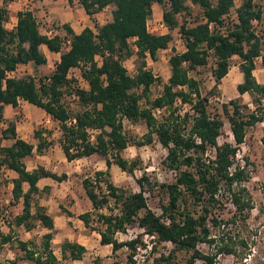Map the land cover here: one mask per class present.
<instances>
[{
    "label": "trees",
    "instance_id": "obj_1",
    "mask_svg": "<svg viewBox=\"0 0 264 264\" xmlns=\"http://www.w3.org/2000/svg\"><path fill=\"white\" fill-rule=\"evenodd\" d=\"M260 1L264 0H241L235 8L237 21L231 23L228 34L223 36L212 31L210 23L214 26L222 23L223 15L234 7V0H78L89 15L113 5L112 18L102 25H95V29L84 27L79 33L64 25L70 37L69 47L61 52L59 61L48 75L50 81L45 83L42 79L39 85L31 75L9 76L8 72L15 70L18 64H46L47 57L41 46L45 45L50 52H58L62 38L42 34L31 9L19 11L16 25L9 29L5 26L7 9L0 7V121L4 117L5 104L16 107L18 100L23 99L43 109L58 122L61 130L59 143L68 161L92 154L103 156L106 168L96 170L94 177L86 176L82 180L92 210L79 214L78 218L86 228L99 233L100 243L110 244L113 252L123 246L132 251L137 243H142V234L128 241L116 238L118 232H124L127 226L136 222L144 233L155 236L153 251L158 244L172 243L167 252H160L149 264H172L177 251L188 254L185 264H197V260L201 264H214L216 253H202L198 249L199 242H206L209 246L217 242V252L241 258L258 251L261 260H264V244L259 246L258 239H252L251 234L247 236L239 232L236 236L227 233L215 236L210 230L211 226L220 227L221 224L234 222L236 218L246 224L253 208L243 183L246 172L236 162V153L238 145L244 142L246 128L261 121L264 111V83H259L253 74L257 57L264 65L262 41L252 22L262 17ZM154 3L163 7L162 18L170 29L169 33L147 30V20L153 14ZM191 5L200 7L205 21L198 18L192 25L180 22L178 15L191 14ZM175 28L179 29L185 50L169 57L170 76L163 83L162 92L149 99L150 87L158 78L144 68L145 57L149 55L155 59L158 50L167 48L172 40L171 31ZM133 37L136 49L130 42ZM133 54L140 60L135 75L129 74L123 64V60ZM233 55L240 58L239 69L243 75V81L237 84L236 89L239 94L248 93L256 102V107L244 115L237 99L222 104V114L230 123L235 144H220L218 136L223 127L221 113L209 111L207 97L200 93L199 82L189 71L205 66L209 57H213L216 63L213 75L219 83L228 73ZM97 56L102 58L100 63ZM75 67L80 68L87 87L73 83L75 80L69 77L70 70ZM67 88L72 90L79 106L75 112L62 102ZM137 88L140 92L136 91ZM143 97L147 101L145 106L141 105ZM177 101L189 104L192 113L185 111L180 115ZM155 107L167 109L170 117L158 121L152 114ZM190 117V129L184 133ZM123 118L132 122L142 120L148 132L144 141L136 144L141 146L151 142L155 133L167 149L164 164L176 171L173 182L160 185L166 189L168 201L159 215L149 208L143 194L145 183L154 186L145 174L136 180L140 188L138 191L123 189L110 178L111 164L128 173H132L137 165L136 159L128 161L122 156L129 144L123 132ZM34 134L39 139L36 146L17 137L14 122H9L2 136L14 141L9 146H0V169L6 167L17 173V177L12 179V200H21L22 209L15 216V224L30 230L35 221H39L48 229L43 234L42 253L34 257V252L27 251V255L36 264H57L51 245L53 218L35 195L39 191L37 182L40 178L51 177L62 181L67 175H57L40 165L32 170L26 168L25 159L34 150L43 152L51 144V141L42 139L41 131L36 130ZM261 141L264 143V134ZM208 148L215 150L214 157L205 156ZM24 183L28 185L26 190ZM222 188L229 194L234 207L232 215L224 221L213 212L219 203ZM186 197L198 205L197 215L182 206ZM110 199H113L114 207H111ZM104 208L110 212H102ZM259 210L264 213V208ZM163 217L168 219V223L163 221ZM9 239L10 236L3 237V242ZM19 244L27 249V242L20 241ZM85 252L86 248L76 242L61 244L63 258L81 259ZM132 255V252L128 254L125 264H134ZM91 264L102 263L95 259Z\"/></svg>",
    "mask_w": 264,
    "mask_h": 264
},
{
    "label": "rangeland",
    "instance_id": "obj_2",
    "mask_svg": "<svg viewBox=\"0 0 264 264\" xmlns=\"http://www.w3.org/2000/svg\"><path fill=\"white\" fill-rule=\"evenodd\" d=\"M235 3L239 5L241 0H235ZM0 5L5 7L10 5L8 12H11V15L15 13L17 7H23L24 9L28 8L30 4L26 2V0H0ZM21 5V6H19ZM262 6V17L260 20H257L253 24V29L260 36L262 41V52L264 53V4ZM191 14L181 13L178 15L180 22H185L187 25H192L195 20L199 18L201 13V9L198 5L190 6ZM163 9V7H162ZM232 10V9H231ZM234 11V8H233ZM232 15L234 13L232 12ZM160 17V9L155 11L153 18H155V22L158 23L157 20ZM40 19V18H39ZM231 18V23H232ZM6 27L9 28L10 24L13 22L12 20H8ZM10 29V28H9ZM61 29H46L49 36H53L54 33L60 31ZM60 33H64L62 30ZM179 29L175 28L172 32V40L168 44L167 51H159L155 59V63L151 64L152 70L156 72H160L158 70V66L161 68V75H158L155 82L152 83L150 87V92L148 93L149 99H154L158 96L163 90V83L165 79L163 78L165 75V69L169 63L167 62L168 57L171 55L172 51H175L176 47L181 49V44L183 43V39L181 35L179 36ZM132 44V41H130ZM45 47V46H44ZM48 55V63L44 66V68H36L33 66H18L16 76H24L31 75L34 77L37 85L42 82V79L48 76L51 73V68L54 63V56L49 52L46 53ZM97 61L100 63L102 58L101 56L96 57ZM161 62V63H159ZM240 62V58L235 56L231 58V65ZM215 60L213 57H209L208 63L205 66H198L197 68L190 70L189 74L197 79L199 82V90L202 95L207 97L208 109L212 113L220 112L223 119V127L221 129V134L218 136V143L223 142H232L235 143L234 138L232 136V132L230 129V123L227 120L226 116L222 114V104L228 102L231 99H237L238 103L241 105V112L245 115L250 111H254L256 107V102H253L250 95L241 96L236 90L231 89L230 91L227 89L222 94L220 88L217 87V83L215 81L213 75V65ZM123 64L126 67L127 71L131 75H135L137 71V67L140 64V60L136 57L135 54L131 55L128 58L123 60ZM146 65V60H145ZM254 76L261 80L264 77V65L261 63L260 59H256L255 69L253 71ZM81 74L80 68L75 67L71 69L69 72V77L74 79L75 82L80 86L85 87V82L82 78H79ZM264 79V78H263ZM223 81V85H224ZM137 92H140V89H136ZM62 102L68 107L71 112H75L78 110L79 106L76 103V98L72 93V90L69 88L64 90V94L62 97ZM141 105H147L146 99L143 97L141 99ZM178 113L182 115L185 111L192 113L189 104H182L180 101H177ZM230 109H232L231 105H228ZM35 116L36 113L33 112ZM168 110L165 109L160 115L156 117L158 121L169 118ZM47 118L46 115L42 116L40 120L45 121ZM51 120H53L51 118ZM191 117L188 119V122L185 124L184 133L188 132L191 126ZM51 128L50 132L54 133V135H50V140L52 146L57 142L59 143V139L61 136V130L57 121L50 122ZM57 127L59 129H57ZM43 128V127H42ZM42 128L39 127V130L42 131ZM123 132L126 135L129 144L123 150L122 156L128 161L136 159L137 165L132 173H121L120 168H118V172L114 174H110V178L113 183L123 189L138 191L139 185L137 184V178L141 177L143 174L148 178L150 183H154V186L151 187L150 184L145 183V191H149V195L147 196V203L149 208L154 211L157 215L161 213L162 206L165 205L168 201V193L165 188H162L160 185L173 182L176 177V171L169 168L166 164H164V159L167 154V149L161 145L155 133L152 134V141L146 143L144 145H137L138 141H144L145 134L148 132L146 124L139 120L137 122L127 121L125 120L123 123ZM94 133V131H93ZM264 134V111L262 112V120L257 122L256 124L249 126L246 128V135L244 142L238 145L237 150V160L236 162L241 165L245 169L246 172V180L243 182L246 191H248L251 201H252V210L250 217L248 218L246 224L239 221V218L229 224H221L220 227H210L212 235L220 236L223 234L230 236H236L237 233L242 232V234L247 235L251 234L252 239H258V244H264V213L260 212V208H264V143L261 141V137ZM7 142L3 141L2 138V130L0 129V146H6ZM60 145V143H59ZM48 153H46V159L49 162L58 163L59 157L62 155V149L59 147H50L46 149ZM215 150L213 148H208L205 156L206 157H214ZM37 154H33L28 157L27 166L31 167L32 163L37 161ZM83 170L81 171V176L87 175L90 177H94V171L96 168L101 167L102 170L106 168L104 163V158L100 154H94L89 158L82 159ZM11 172L7 171V169H0V264H36L33 258H30L27 254V251L34 252V257L36 255L42 253L43 248V234L48 231L46 227H44L39 221H35L34 226L27 230L25 226H18L15 224V216L21 212L22 204H20V200L18 202H14L12 200V178ZM25 187H27L25 185ZM223 194V195H221ZM219 203L214 208L213 212L219 216L222 221L226 218H229L234 211V207L230 202L229 194L223 191V188L220 190ZM111 207H114L113 199H110ZM186 206L192 214L197 215L199 212V207L195 203H193L192 199L186 197V201L184 205ZM34 211V208L32 209ZM104 213H109L110 210L104 208L101 210ZM116 211V208H115ZM211 219V216L209 217ZM163 221H168L167 218L163 217ZM223 223V222H222ZM211 225V223H209ZM79 226L83 227V224L79 223V221L75 220L71 227L67 228V234H73L74 231L76 233L79 232ZM130 229H137L139 226L135 222L132 225L127 226ZM257 230V234L255 231ZM90 232V229H87V232ZM10 236V239L6 242H3V237ZM91 239H93L92 235H89ZM59 236L54 235V240H52V249L59 253L58 247V238ZM116 238L119 241H128L125 234L122 232H118L116 234ZM20 241L27 242V249H23L19 244ZM172 247V244H166L165 242L158 244L157 249L152 251L151 256L156 257L160 252H166ZM198 249L204 253H216L214 264H264V260H261L260 253L256 251L254 254H249L244 258L233 254H225L217 252V242L214 245L209 246L206 242H199ZM132 252L128 247L124 246L120 248L117 252H110L107 255L109 258L103 257L105 264H121L123 261L127 260L128 254ZM176 259L172 264H185L187 253L184 251H177L175 253ZM69 260L59 259L57 264H68ZM87 261V257L85 258ZM89 262V261H88ZM200 262V261H199ZM201 263V262H200ZM43 264V263H42ZM77 264H82L77 263Z\"/></svg>",
    "mask_w": 264,
    "mask_h": 264
},
{
    "label": "crops",
    "instance_id": "obj_3",
    "mask_svg": "<svg viewBox=\"0 0 264 264\" xmlns=\"http://www.w3.org/2000/svg\"><path fill=\"white\" fill-rule=\"evenodd\" d=\"M30 6L26 9H31L36 21L38 23V28L42 34L48 35V32L46 29H61L64 33H60V31H57L54 33V35H59L62 38V42H67V44L62 43L61 50L58 52H50L45 45L41 46V50L44 52V54L47 57L48 63V55L46 54L49 52L54 57V63L52 65L51 70L54 69L55 64L59 61L60 54L62 51H65L69 47L70 43V37L69 34H67L66 29L64 28V25H68L70 29H72L75 33H79L84 27H90L92 29H95V25H102L105 22L111 20L112 18V9L113 5H108L101 9L98 12H95L92 15H89L83 6L78 2V0H26ZM260 5L264 4V1L259 2ZM21 6V5H19ZM0 7H2L0 5ZM7 10H9L10 5L5 6ZM153 14L151 18L149 19L150 26L147 29H156V25L158 23L155 22V18H153V15L155 14V11L160 9V17L157 20L162 19V13L163 9L162 6L158 3H154L153 6ZM22 6L17 7L15 10V13L12 14L11 12L7 11V21L5 22V26L7 23L9 24L8 20H12L13 22L10 24L9 28H14V26L17 23V15L19 11L26 10ZM40 18V19H39ZM8 27V26H7ZM53 35V36H54ZM49 36V35H48ZM134 37L130 39L132 41V47L136 49L134 45ZM168 49H160L159 51H167ZM157 52V53H158ZM174 54V51L171 52V55ZM170 55V56H171ZM169 56V57H170ZM237 55H233L232 58H234ZM169 57L167 59V62L169 60ZM258 59L261 58L257 57ZM256 58V59H257ZM255 59V64H256ZM145 60H149L148 56L145 57ZM152 61L155 63V61L152 59ZM161 63V62H159ZM169 63V62H168ZM239 63L233 64L230 66L228 73L220 80L219 83H217V87L220 88L222 91V94L225 90H231L234 88V90L237 91L236 86L237 84L241 83L243 81V75L242 72L239 69ZM25 65V66H33L40 69L44 68L46 64L41 65H35L32 62L24 63V64H18L16 67V70H18V66ZM160 72H156L157 75H161V68L160 66L157 67ZM74 69V68H72ZM165 75H164V83L168 80L170 76V65H168L167 70L165 69ZM254 74V73H253ZM79 78H82V75L80 74ZM256 78V77H255ZM264 77L261 78V80H256L259 83H264ZM83 79V78H82ZM223 81L224 85H223ZM85 86L87 87L86 83ZM238 92V91H237ZM249 95L248 93L240 94L241 96ZM33 112L36 113V115H33ZM46 115L47 118L45 121L40 120L42 116ZM12 121L15 124V131L17 137L33 143L35 146L38 143L39 139L35 136V131L39 130V127L42 128L41 136L42 139L46 142H50V135H54V133L50 132V122L51 117L49 114H47L43 109L30 104L29 102L19 99L17 106L13 107L11 104H5L4 105V117L0 121V129L3 131L7 128L9 122ZM57 129H59L57 127ZM3 138V141H6V146H9L14 141L13 139L9 138ZM50 147H59V143H55L53 146L50 144L47 148L43 149V152H36L34 150L33 154H37V161L32 163L31 167L27 166V158L25 159L26 168L28 170H32L34 168H37L39 165L43 166L46 170H49L51 172L56 173L57 175H61L62 173H65L67 175V178L62 181H57L55 179H52L51 177H42L37 182V186L39 188L38 193L35 195V198L39 202L41 206H43L47 212L52 218L54 222V235L59 236L58 238V247L59 253L57 251L53 250V253L57 257V260L64 259L69 260L68 264H91L93 260L98 259L102 264H105V261L103 260V257L109 258L107 255L108 253L112 252V248L110 244H101L100 243V235L94 230H91L90 232H87V229L83 222L78 218V215L85 212L92 210L91 202L89 198L87 197L85 190L82 186V180L87 175L81 176V171L83 170L82 165V159L89 158L82 157L79 159H74L71 161H68L64 154L59 157L58 163H52L49 162L46 159V149ZM32 154V155H33ZM30 157V156H29ZM4 168V167H2ZM6 168V167H5ZM118 166L116 164H111L110 166V174H114L118 172ZM7 171L11 172V178L17 177V173L14 170L6 168ZM95 170H102L101 167L96 168ZM121 170V169H120ZM121 173H125V171L121 170ZM25 185L28 187L27 183H24V190L27 189ZM13 186V184H12ZM21 204V200H20ZM77 220L79 223L83 224V227L79 226V232L76 233L74 231L73 234H67V228L71 227L73 222ZM54 235L53 239L54 240ZM93 236V239L90 241V236ZM65 241L68 242H76L80 245H83L86 248V252L83 254L81 259H70V258H63L61 254V244ZM52 244V243H51ZM118 251V250H117ZM115 251V252H117ZM87 257V261H85V258ZM89 261V262H88Z\"/></svg>",
    "mask_w": 264,
    "mask_h": 264
},
{
    "label": "built area",
    "instance_id": "obj_4",
    "mask_svg": "<svg viewBox=\"0 0 264 264\" xmlns=\"http://www.w3.org/2000/svg\"><path fill=\"white\" fill-rule=\"evenodd\" d=\"M234 3H235V0H234ZM238 5L235 3L234 5V11H233V8L232 10H230L228 13H226L225 15H223V18H222V23L214 26L213 23H210V28L212 31H216L218 33H221L223 36H226L229 32V28H230V25H231V18L232 19V22L233 21H237V14H236V11H235V8L237 7ZM232 12L234 13V15H232ZM199 20L201 21H205V17H203V14H200L199 15ZM257 20H253V24L254 22H256ZM149 19L147 20V28H149L150 26V23H149ZM156 29H147L149 32L151 33H160V34H165V33H169L170 32V29L168 28L167 24L163 21V18L161 20L158 21V25H156ZM173 32V30L171 31V33ZM179 36L181 35L180 33H178ZM65 46V44H67V42H62ZM185 50V45H184V42L181 44V49L177 48L175 49L174 53H181ZM149 60H146V65L144 66V68L150 72H152V74L157 77L158 75L156 74V71L152 70V68L150 67L151 64L153 63L152 61V58L147 55ZM146 56V57H147ZM214 70L216 68V63H214L213 67H212ZM17 74V70H13V71H10L8 72V75L9 76H16ZM50 81V77L49 76H46L44 78V82L45 83H48ZM164 111V108L163 107H155L152 109V114L157 117L158 115H160L162 112ZM127 120L129 121L128 119L126 118H123V123L124 121ZM235 144V143H233ZM237 153H236V160L238 159L237 158ZM220 192V191H219ZM144 196L146 197L147 199V196L149 195V191H144L143 192ZM166 223H168V221H165ZM123 234L126 235L127 239L128 240H131L133 238H136L139 234H142V243H137L136 244V247L134 250H132V259L134 260V264H149L153 261V257L151 256V253L153 251V248H152V245L155 243V236L154 235H149V234H146L144 233V229L141 228V227H138L137 229H130V228H126V230L124 232H122ZM166 244H172L170 241L168 242H165ZM125 248H127L128 246H124ZM167 252V251H166ZM200 260H197L196 263L197 264H201L199 262ZM126 260L123 261L121 264H125Z\"/></svg>",
    "mask_w": 264,
    "mask_h": 264
}]
</instances>
